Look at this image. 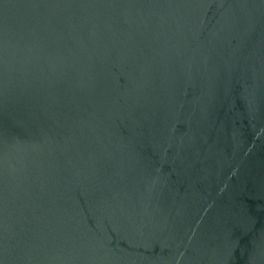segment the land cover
<instances>
[{
	"label": "water",
	"instance_id": "95a60500",
	"mask_svg": "<svg viewBox=\"0 0 264 264\" xmlns=\"http://www.w3.org/2000/svg\"><path fill=\"white\" fill-rule=\"evenodd\" d=\"M0 264H264V0H0Z\"/></svg>",
	"mask_w": 264,
	"mask_h": 264
}]
</instances>
